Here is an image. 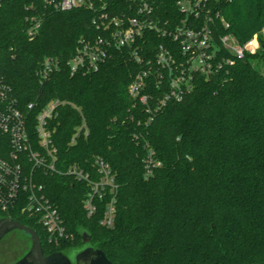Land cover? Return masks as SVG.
Instances as JSON below:
<instances>
[{"label": "trees", "instance_id": "1", "mask_svg": "<svg viewBox=\"0 0 264 264\" xmlns=\"http://www.w3.org/2000/svg\"><path fill=\"white\" fill-rule=\"evenodd\" d=\"M92 1L93 9L69 12L44 0L6 1L0 7V73L22 109L36 105L32 120L50 101L63 103L53 121L58 167L78 165L94 180L96 159L111 167L118 185L115 226H101L109 196L89 218V185L67 176L42 182L72 239L52 244L36 219L16 211L0 210V218L36 231L46 256L91 246L112 264H264V0H205L213 17L229 25L215 19L218 42L231 34L245 44L259 35L260 48L211 79L196 77L182 101L161 108L156 103L167 88L155 82L157 53L166 46L181 57L179 44L161 33L146 32L137 41L141 63L133 49H114L97 72H71L80 38L104 35L94 24L101 14L122 19L138 13L139 0ZM179 1L152 0L162 27L168 22L174 29L185 18ZM37 13L42 28L31 37L26 19ZM47 59L59 69L43 79ZM148 62L151 109L129 93Z\"/></svg>", "mask_w": 264, "mask_h": 264}, {"label": "built area", "instance_id": "2", "mask_svg": "<svg viewBox=\"0 0 264 264\" xmlns=\"http://www.w3.org/2000/svg\"><path fill=\"white\" fill-rule=\"evenodd\" d=\"M6 1L0 0V7ZM44 1L47 6L61 12L94 8L92 0ZM178 7L185 18L174 29L168 28V22L165 27L161 26L152 0H139L138 13L133 18L111 19L101 14L94 24L103 30L104 35L95 39L80 38L76 54L69 61L71 72H97L114 49H133V56L141 63L144 59L139 55L140 48L135 47L137 41L146 32L161 33L179 44L181 56L176 57L166 46H160L157 53L155 62L159 70L154 75L155 82L158 89L167 88L166 96L156 103V107L161 108L169 101H182L186 94L194 90L196 77L211 79L223 67L233 65L235 60L244 58L248 53L254 54L259 49L257 35L247 43L240 44L233 35L228 34L220 36L219 43L215 38V19L221 18L227 29L229 25L219 14L213 17L205 0H182L178 2ZM26 21L28 35H38L42 28V16L33 14ZM224 50L231 56H222ZM147 66L150 68L137 74L129 93L151 109L154 98L146 92L149 78L153 75L152 62H148ZM57 69L58 64L47 59L41 77L48 79ZM62 105L59 100H52L32 120L36 105L30 104L22 109L0 73V210L4 213L16 211L36 219L48 235L49 242L56 245L72 239L73 235L69 234L59 208L48 197L42 182L44 177L67 176L86 182L90 192L84 200V207L89 218L97 213L98 201L102 202L109 196L101 226L112 229L117 216L118 185L111 167L104 160H95L98 180H94L78 165L66 170L58 167L59 153L54 141L56 130L53 121L58 117ZM147 174H151L150 168Z\"/></svg>", "mask_w": 264, "mask_h": 264}, {"label": "water", "instance_id": "3", "mask_svg": "<svg viewBox=\"0 0 264 264\" xmlns=\"http://www.w3.org/2000/svg\"><path fill=\"white\" fill-rule=\"evenodd\" d=\"M13 231H19L31 241L29 253L15 264H112L102 251L91 246L75 252L72 258L62 253L46 256L36 231L13 219L0 220V242ZM88 242L89 239L85 240Z\"/></svg>", "mask_w": 264, "mask_h": 264}, {"label": "rangeland", "instance_id": "4", "mask_svg": "<svg viewBox=\"0 0 264 264\" xmlns=\"http://www.w3.org/2000/svg\"><path fill=\"white\" fill-rule=\"evenodd\" d=\"M257 41L260 48L259 35H257ZM30 248V239L26 238L19 231L11 232L0 242V264H15L29 253ZM74 253L69 252L68 256L72 258Z\"/></svg>", "mask_w": 264, "mask_h": 264}, {"label": "flooded vegetation", "instance_id": "5", "mask_svg": "<svg viewBox=\"0 0 264 264\" xmlns=\"http://www.w3.org/2000/svg\"><path fill=\"white\" fill-rule=\"evenodd\" d=\"M0 220H1V218H0ZM5 237H6V236H5ZM5 237H4V238H5Z\"/></svg>", "mask_w": 264, "mask_h": 264}]
</instances>
